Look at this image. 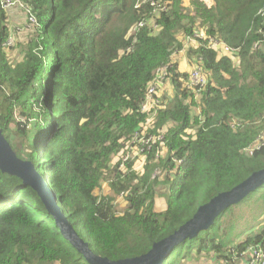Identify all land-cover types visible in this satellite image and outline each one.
<instances>
[{
	"label": "trees",
	"instance_id": "16d2710c",
	"mask_svg": "<svg viewBox=\"0 0 264 264\" xmlns=\"http://www.w3.org/2000/svg\"><path fill=\"white\" fill-rule=\"evenodd\" d=\"M19 1L24 7L0 9V132L44 177L96 255L146 253L199 205L264 168V146L244 151L264 134V0ZM196 31L204 36L186 59L201 66L206 83L193 90L172 54ZM209 39L238 50L223 55ZM155 81L170 84L172 95L145 135H162L166 153L154 143L139 161L131 146L152 117L141 104ZM128 143L129 158L114 161ZM160 194L163 211L154 207ZM252 199L264 205V183L238 203ZM225 211L159 264L203 251L238 264L249 245L264 250V224L231 245L221 227ZM0 264H89L35 189L1 169Z\"/></svg>",
	"mask_w": 264,
	"mask_h": 264
},
{
	"label": "water",
	"instance_id": "95a60500",
	"mask_svg": "<svg viewBox=\"0 0 264 264\" xmlns=\"http://www.w3.org/2000/svg\"><path fill=\"white\" fill-rule=\"evenodd\" d=\"M0 169L22 177L25 183L35 189L64 239L68 240L89 264H159L164 255L180 241L193 238L200 230L207 229L222 210L238 203L264 183V168H262L251 173L231 189L219 192L208 202L199 205L188 220L171 234L154 242L146 253L131 258L109 260L106 257L96 255L88 243L77 235L57 204L55 193L50 190L49 186L45 185L43 177L33 169L28 161H23L15 156L1 132Z\"/></svg>",
	"mask_w": 264,
	"mask_h": 264
},
{
	"label": "built area",
	"instance_id": "2783aa9c",
	"mask_svg": "<svg viewBox=\"0 0 264 264\" xmlns=\"http://www.w3.org/2000/svg\"><path fill=\"white\" fill-rule=\"evenodd\" d=\"M16 6L24 7L21 1L19 0H0V8L1 9H11ZM31 22H34L33 20H30ZM204 33L196 31L192 36H184L181 39V47L179 49H176L172 56L173 58L176 56L178 58V69H182L188 73L185 83L186 87L194 89L196 86H199V88L203 87L206 83V77L205 74L202 72L201 66L195 62H189L185 57V51L187 48H195L199 46V39L203 38ZM208 44L215 48L216 50L220 51L226 56H232L234 53L237 52L238 47L232 48L226 44H224L221 41H217L214 39H209ZM166 75V69H161V75H159L160 79H163ZM170 93L163 94L160 90V82H156L150 84L148 86L147 91L145 93V100L141 104V110L147 111L152 115L144 124L143 128L141 129L140 134H136L137 142L135 141V144L131 146L132 148V156L137 157L138 155L143 156L144 153L148 150H151L154 143L158 144V152L161 155H165L166 150L164 148V140L163 136H153L145 135L146 130L151 127V122L154 119L155 113L160 110L164 109L166 102L168 100V97L170 96ZM261 146H264V138L263 134L260 135L247 149L246 151H253L255 149H259ZM137 152V153H136ZM130 156V151H127L125 155L122 154L118 157H115L113 160H121L123 163L126 159H128ZM176 164H179L181 160H175ZM122 165V164H121ZM160 173V169H155L153 172V177L158 175ZM104 191V189H103ZM240 259L238 261V264H264V250L257 244L249 246L245 251H243L240 255ZM220 264H227V260H221Z\"/></svg>",
	"mask_w": 264,
	"mask_h": 264
},
{
	"label": "rangeland",
	"instance_id": "374dc122",
	"mask_svg": "<svg viewBox=\"0 0 264 264\" xmlns=\"http://www.w3.org/2000/svg\"><path fill=\"white\" fill-rule=\"evenodd\" d=\"M25 25H27V28L25 30L31 28L30 24ZM27 31L31 32V30ZM188 49L189 48H187L185 51V58ZM173 59L178 60L176 56ZM184 84L186 85L185 82ZM160 90L163 94H171L172 91L170 84H166L164 87L160 88ZM126 150L129 151V143ZM138 159L139 161H142V156L138 155ZM43 163L44 162L41 161L39 165L41 166ZM122 201L123 197H121L117 201V208L119 211H122L124 208V203ZM238 204L240 203L231 205L226 208V215L222 218L221 222L223 235L230 233V240H232L231 245H236V243L243 239V237L248 233L257 232L264 224V205L261 202H256L254 199H252L246 202H242L240 205ZM154 207L157 211H163L165 209L166 197L164 194L157 195ZM221 260L222 259L217 258L216 254L211 257L210 253H206L203 251L200 253L193 252L191 258L180 260V262H178L177 264H220Z\"/></svg>",
	"mask_w": 264,
	"mask_h": 264
},
{
	"label": "clouds",
	"instance_id": "9594fccd",
	"mask_svg": "<svg viewBox=\"0 0 264 264\" xmlns=\"http://www.w3.org/2000/svg\"><path fill=\"white\" fill-rule=\"evenodd\" d=\"M159 2H160V1H156L155 3H156V4H159ZM137 6H139V2L136 3V7H137ZM0 9H1V8H0ZM11 9H12V8H11ZM1 10L5 11V12H9L10 9H1ZM157 15H158V14H157ZM144 25H145V21H140V22H138V23L135 25V27H140V26H144ZM149 26H150V28L153 29V30H157V29H158L157 24H156L152 19H151V22L149 23ZM198 32H200V31H198ZM184 36H186V35H184ZM184 36H182V37L180 38V41H181V39H182ZM223 55H224V54H223ZM172 58H173V56H172ZM173 61H175V60L173 59ZM193 61H194V59H192L191 62H193ZM183 71H184V70H183ZM185 72H186V71H185ZM187 75H188V73H187ZM184 81H185V80H184ZM195 89H196V88H194L193 90H195ZM171 95H172V94H171ZM171 95H170V96H171ZM263 137H264V136H263ZM247 148H248V147L244 148V151H245L246 153H250V152H252V151H246ZM40 176H42V175L40 174ZM42 177H43V176H42ZM43 179H44V177H43ZM44 181H45V179H44ZM46 184H47V183H46V181H45V185H46ZM47 185H48V184H47ZM47 185H46V186H47ZM30 186H31V185H30ZM48 186H49V185H48ZM236 204H237V203H236ZM233 205H234V204H233ZM230 206H231V205H230ZM225 209H226V208H225ZM222 211H223V210H222ZM256 244H257V243H256ZM251 245H255V244H251ZM251 245H249V246H251ZM249 246H248V247H249ZM248 247H247V248H248ZM247 248H246V249H247ZM246 249H245V250H246ZM245 250H244V251H245Z\"/></svg>",
	"mask_w": 264,
	"mask_h": 264
},
{
	"label": "crops",
	"instance_id": "0c3cea01",
	"mask_svg": "<svg viewBox=\"0 0 264 264\" xmlns=\"http://www.w3.org/2000/svg\"><path fill=\"white\" fill-rule=\"evenodd\" d=\"M10 10H11V9H10ZM10 10H9V11H10Z\"/></svg>",
	"mask_w": 264,
	"mask_h": 264
}]
</instances>
